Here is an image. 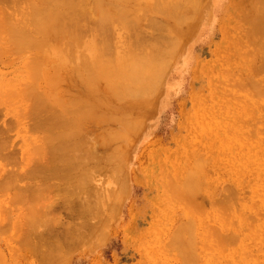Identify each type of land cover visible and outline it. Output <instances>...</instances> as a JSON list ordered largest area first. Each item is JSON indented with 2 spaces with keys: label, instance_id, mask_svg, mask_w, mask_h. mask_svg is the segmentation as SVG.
<instances>
[{
  "label": "rangeland",
  "instance_id": "obj_1",
  "mask_svg": "<svg viewBox=\"0 0 264 264\" xmlns=\"http://www.w3.org/2000/svg\"><path fill=\"white\" fill-rule=\"evenodd\" d=\"M4 1H7V3L8 1H10L11 5L13 4L12 6L15 5L13 3L14 0ZM15 1L18 4L23 0H19L21 2H17V0ZM25 1H23L24 3L22 2L23 5L21 3L22 6H25ZM31 1L33 2V0ZM92 1L93 0H85V3H88L87 6L92 5L91 8L87 7L84 1L82 2V4H78L82 9L80 12L83 15H80L81 13L78 11H76V14L79 16L78 21L82 22L83 19V22L85 20V23L88 24L85 26L90 25V27L92 28H98L100 27L98 21L100 14L98 10L96 11V13L95 10H93L95 6L93 5L94 1ZM133 1H135V3ZM137 1L138 0H127V3H130L129 5L127 3L122 4L129 6V10L134 9L135 11H137L136 13L142 12V14H146V16L142 15L144 17V19H142V16L140 15L142 19L141 20L140 18H138L139 16L137 17V14H135L136 16H134V12L130 13L129 10H127L124 22L127 18H129V20L132 17L138 18L135 20L142 22H137V28L143 27V29L141 28L142 32L145 31V34H147L148 36L147 40H149V36L153 34V31L156 27L154 25L160 23L161 21H165V18L163 14L161 15L160 13H156L154 9H152L155 5L156 0H139V3ZM10 3L9 6L11 8L8 6L6 8L7 10L0 9V13H3L2 11L6 10L4 15L6 13L7 15H10L7 11H10L11 9V13L14 9L15 12L19 9V4L13 8ZM27 3L29 4V2ZM49 3H52V1ZM257 5L258 2L256 1H250V3L247 4L246 0H202L197 15V19L199 21L197 20L196 23L192 22V24L194 23V26L191 23H187L188 25H183L182 27L178 25L174 32H171L172 35L167 32V34L169 33V36L166 34V37L168 36L167 39L164 38V35L161 36L164 30H161L162 32L158 30L159 33H157L158 31L155 30L154 33L156 34V37H160V40L162 38V43L164 39H166L164 43H166L167 40H172L171 37L173 39H176L174 41L180 40L182 43H178L179 41L177 42L179 45L176 43V45L179 46L177 50H172L170 52V49L168 48V52H170L169 55L174 56V59L172 57L170 59H173V61H170V59H168L169 72L163 80V86L161 87L160 85V88L158 87L159 89H156V92H153L154 94H152V92H150L151 95L150 93H148L150 96L146 93V96L143 95L142 98H135L131 101L127 100L125 103L119 102L118 99H115L113 93H109L110 90L112 92L111 85H113L112 83L114 82L111 77L103 80L101 79L99 83L97 82L96 86H98V90L96 91H98L97 93L99 94H96V91L95 93H93V90L97 88H94L92 92L91 90H89L87 93V91L84 90V87L86 88L87 85H85L84 83L81 85L85 86L80 85L81 81L78 77L79 70L77 69V71L75 67V69L72 68V62L70 65L66 60V65L64 64V62L63 64L61 63L62 65L60 64V61L62 59L65 60V56L67 57L69 54H71L72 50H67V54L66 49L64 50L65 52H62L60 47L61 44H59L60 42L55 38L53 33L48 35L47 38H49L50 43L44 42L47 43V46L44 44L46 47H42L43 49L37 47H29L31 50L28 49L29 51L27 50L26 52H24L23 47V50L20 48V44L16 45L15 43H17L18 41L15 42V40L12 39V33H14L13 28L15 26L11 24V21L8 23V20L15 19L13 22H16V19L20 14L19 13L17 15V13L20 12V9L16 12V16H18L17 18H14L16 17L15 12L12 13L13 19H10L9 17L5 19L6 15L2 16L3 18L0 17V19H3L0 21V24L3 25V27H0V139L1 141L3 140L2 142L4 143L3 138H11V141L5 140L6 142L4 143L6 144L8 141H10L11 147L7 146L9 145V143H7L6 146L3 144V146H5L6 148H3L4 150L2 149V152L4 153L5 150H8V153H12V155H14V157L11 155L12 158H18L13 159L15 160V162L20 161L19 163L17 162L18 167L13 161V163H15L14 167L13 165H10L11 163H6H9V161L12 162V160L10 159L11 156L9 157L10 154L6 156V159L8 157L6 161L2 160V157L4 158L5 156H2L0 154V170H2L0 171L2 173H0V264H185L184 260L190 261V259H192L193 261V263L190 261L191 264H195V262L196 264H230L227 260L221 259L222 255L218 256L220 254V249L221 253L223 255L225 254V257L229 252L226 250L228 247H222L220 242L218 243L220 247H217L218 244L216 243V232L220 231V222H218L219 219L221 217L223 219V217H225L230 212L228 208L232 207L231 205H233L234 203H228L230 206H222V208H219L220 206L218 207L219 203H217V201L220 198V200H223V195L226 193L225 188L227 186H232L240 194L245 187L247 188V186L253 184V181H256L258 175L255 174L253 170L250 173L249 170L245 172L246 167L244 168L245 170L241 167L237 168V165H243L241 163L236 164V168L234 170H231L229 165L227 167V159L225 154L227 153V150H230L229 146L231 144L228 143H231V137L223 143L220 136H211V138H208L207 136H201V131H195L199 126L198 123L192 120V118L198 115L201 103L208 108L214 107L216 100L215 91L217 88L219 89L220 86L224 84V73L232 72L235 77L233 78L237 79L239 78V76L240 78L244 77L250 71L251 67L260 66L259 62H261L262 60V55L258 51V55L255 58L254 54L251 53V48L254 47L250 40L253 38L251 36L252 33L248 32L249 29L247 25L243 23V21L246 20V16L248 14H251L256 9ZM28 6L30 7V4L22 7L23 10H25V8L27 9V11H23V13H29L28 11H30L31 15L27 13L26 14L29 15L30 18L31 16L33 17L32 19H30L29 16L24 15L23 17V14H20V17L22 19L18 18V20L21 21L19 26H26L29 24V22L31 23V26H34V24H36L37 22L36 19L38 20L39 18L36 17L33 8L29 9ZM1 7L6 6L3 3ZM88 8L90 9V11H88ZM127 8L128 7L124 9ZM91 11H93L92 15L90 13ZM149 12L151 13V15H149ZM93 13H95V15ZM1 15L2 14H0V16ZM67 15H69V13H67ZM92 16H96L97 20ZM153 17H156L157 21ZM152 19L154 20V22ZM172 19L170 20L171 23L176 26V23L178 22H176L175 19H173L174 21ZM177 20H179V18ZM131 21L129 22L131 23ZM70 22L71 21H69V23ZM83 22L80 23V27L84 26ZM139 23L141 24V27L139 26ZM148 23H150L151 25L149 26ZM14 24L18 26L17 23ZM235 24L243 27L244 29L243 32L240 31L238 34L241 39L239 41L242 51H240V54L235 53V47H232L233 43H226L224 35L225 27H230L232 30ZM111 26L112 28L114 27L112 29V32L110 31L111 34L110 32H107L108 30L106 32L112 35L111 37L110 35L108 37L110 38L111 43L114 44L113 46H115L113 47V49L116 52L114 51L113 57L110 56L112 60V67L114 69H122V65L120 68V63L122 62L118 61V59L119 57L122 58L123 55L128 56V53H126V49L128 50V52L130 48L134 50V47H138V50H140V48L143 50V48H149V45L154 44L155 42L158 43L160 41L159 40L157 42V38L155 37V34H153L152 36L155 37V42L152 41L153 38L151 37L152 39L150 40L152 41V43L149 44L148 42H146L147 40L144 41L145 38L143 40L141 39L142 37H137L139 35H144L143 33V35H141L138 32L141 31V29L137 30L136 32L139 35L133 34L135 32V29L130 30V26L128 28L124 26L123 20L116 21ZM87 28L88 27H86L85 29L87 30ZM150 28H154V30H150ZM188 28H191L192 31H187L190 30ZM89 29L90 31L93 30L91 28ZM85 32H83V35ZM130 32H132V34ZM247 32L248 34H246ZM93 33L96 34V31L90 33L88 32L86 34L89 35L91 39L97 38L100 35L96 34L98 36L94 37ZM86 34L84 36L80 34V41H78V44L75 48L73 47V50L81 52V56H78H80L79 59L82 61H86L87 57L89 56L85 53L91 52L90 48L89 51H87L88 46L86 44L93 42V40L87 37ZM130 34L133 36H130ZM104 38L106 39V37ZM139 40H142L143 43L145 42L148 46H144V44L140 41L139 43L143 44V48L140 47L141 45L138 44ZM87 41L92 42L87 43ZM48 44L52 46H48ZM97 45L99 46V44ZM243 45L247 47H244L245 52L243 51ZM165 46L166 47H162L163 50L161 49L163 52H166L168 50L167 44ZM25 47L26 46H24V48ZM52 47H56L57 49L54 48L55 50H57L56 52H58V54H61L60 58L62 59L60 60L59 58V64L57 63V58L59 57V55H52L55 52ZM70 47H72V45H70ZM89 47H92V44L89 45ZM35 48L40 50L38 51ZM52 50L54 52H52ZM247 50L251 52H247ZM118 51L121 54H117ZM74 53H76V51H74ZM116 55L117 57L119 56L118 59L116 58ZM70 56L74 57H72L71 61H74V59L77 58L76 55H73V53ZM29 57H34V62L31 59L28 60L27 58ZM255 59L257 60L255 61ZM80 60L78 61L81 62ZM93 60L101 62L99 58H93ZM54 61H56V63ZM78 61L77 65L75 64L74 66L78 67ZM149 61L151 64H154V62L156 64L158 60ZM254 61L256 63H254ZM63 65L65 67H63ZM37 66H39V71H42V73H38L35 75L34 73L38 71L32 72V69L36 70L35 68ZM58 66L61 67V70ZM67 66L68 68H66ZM57 67L60 70V72H58V75L55 72ZM71 71H75L76 74L75 72L73 73ZM43 72H46L47 75H45V73L43 74ZM28 73L34 74L36 78H32L34 79L32 80L29 79V77L28 79L30 81H26L28 80L26 78V74L28 75ZM235 75L238 77H236ZM262 77H264V74L262 75ZM75 79L79 80V82H76L78 86L80 85V89L78 90L77 88L79 87L74 88L75 85L72 86V84L76 81ZM46 82L50 83V86L52 84L51 88H49L50 86H48ZM66 82L69 83V85L66 84ZM70 82H73L71 86ZM55 83L56 86L54 85ZM30 84H33L32 87L35 84V88H38L37 90L40 89L41 92H39L42 94H44L42 91L43 87L45 88V90L49 88L48 92L49 90H51L49 92L50 95L52 96V94H55L54 96L58 97V99H55L53 96V98H49L48 101H45L44 99L42 100V102H46V106L44 107H47L49 111H47L48 109L44 110L45 108L42 106L40 108H43V110H40L39 112L38 110H36V113H39L37 117L41 116L40 119L36 116L35 118H33L31 113L32 111H30L32 109L31 107H35L34 105L36 104L35 101V104L34 102H32L34 104L33 105L30 99L37 96L31 95V98L29 97L27 93V86H29ZM229 85L230 89L234 87V83L233 85L232 83H229ZM35 88L33 87L34 90ZM69 89L73 90H71L72 95L74 93H76V96H78V94L80 96L82 95L80 97L81 101H83L84 99V101H87L86 99L87 97H89L90 100L94 102L96 101L94 100L95 96H98V98H96L99 100L101 97L105 96L104 99L106 100H104L103 98L101 99L102 102L104 100L103 103L101 102L102 106L101 104H99V100H97L98 102H96L100 107H98L97 104L94 105V103H92L95 107L97 106L96 109H94L95 107L92 104L91 105L94 108L89 106L90 103H88V106L92 109L88 108V110H85L93 111L87 112V115L88 113H90L89 116L92 115L91 113L94 114L92 116V119L90 118L89 120V118H86V112L84 111L85 113H82L84 114L83 118H86L88 120L84 121L82 118L83 121H79V119H81L79 118L81 114H79V117L77 116V118L79 119L77 120L78 123H76V126L74 123V126L78 131L77 133L79 134V142L82 143L80 145H77L79 148H77V151H80V154H85L86 150V152L89 151L87 154L91 156V161L97 160L101 155H103V159L105 161L102 160L101 157L100 159H98V161L92 162L93 165H99L100 163V165L102 164V166H100V169L97 172L95 171V174L93 173L92 175V178H94L93 183L95 184L91 185L92 180H90L89 182L91 187H93V185H95L96 187H93L92 189L88 187L90 185H87L91 192L87 190V187V189L85 188L87 192L83 193L82 190L81 192H79V188L76 187L77 190L75 191V188H73L72 190L74 192L70 196L68 192H62L60 188V190L56 192L57 194H54L53 192V194L50 193L53 196L52 200L57 204L55 206L52 204L53 201L49 198L48 200H44L47 199L44 198V201L38 199V201L34 199V194H23L22 189L26 188L25 190H27L26 192H28L29 190H31L30 188H32V186L30 185L37 183L34 185L40 186L42 185V183H44L43 185L45 186L48 182L38 180L40 178L42 179V177L40 176L41 174H38L37 177H35V179L37 178L36 180H38L39 182L36 181L34 177L32 179V176L28 175L29 172H31L36 166H38L37 163L40 161L35 158L34 155L40 152V150L43 148V137L51 136V133L49 131L39 130L40 128L38 124L44 126V122H48V120L44 121L42 120V118L44 119L45 115L48 116V114L52 115V113L54 112L53 109H51L52 105H58L57 107L59 108H57V110L61 109L60 114L62 113V109L64 110V106L67 103L66 101L70 99L68 97H70L71 94L66 97V94H69V92L71 93ZM233 90L234 93H237L235 100L238 99L239 102L235 103L239 107L235 105L233 113L226 112V115H231L230 117H232L233 119V121H227V129H232L233 136L234 133H236L237 136H248L250 140H255L257 144L260 143L263 146L264 136L262 134H264V118H261L260 115L257 117V110H250L253 111L252 115H249L247 112L248 115L246 117H248L249 119L252 117L250 119L252 120V122L250 124L251 126L246 129L248 133L244 132V130L241 129V120H236L235 115L237 116L240 111H243L241 108L244 106V104H242L241 101L244 99L243 97H245L246 94L243 93L245 91H241L240 87H237L236 89L234 87ZM29 92L31 93L32 91L30 90ZM83 92H86V94H83ZM89 92L91 95H89ZM32 93L36 94L38 92L36 91ZM62 94L65 96H63ZM110 94L114 96L115 100H113ZM75 95H73V97ZM107 98L111 101H109ZM60 99L62 100L59 101ZM32 101H34V99ZM105 101L110 102L109 104L111 107L108 106L109 104L106 105L109 110L105 105H103ZM113 101H115L116 103ZM64 102L66 103L64 104ZM112 102L115 104L113 105ZM239 103L242 105H239ZM69 106L71 107L72 105ZM71 108L69 110H71ZM99 108H101L102 110ZM104 108L107 110H105ZM50 110H52L53 112L50 113ZM43 111H45V114L43 113ZM69 114L72 115V113L70 112ZM127 115H130V118L125 117ZM261 115H264V113H261ZM64 116L65 115L63 114V116L61 117L64 118ZM66 117L70 116L68 115ZM48 118L49 117H46V119ZM122 118L126 120L134 119V124L131 127L129 126V129H123ZM214 120L218 123L221 122V126H223L225 123L223 122L224 118L222 116L220 118V121H218L216 117L214 118ZM220 125L219 127H221ZM7 127L8 130H6ZM234 128H236V130H234ZM4 131H8V136L10 137H7V134L3 133ZM258 133H261V135L259 134V136ZM199 141L202 142L199 143ZM220 141L221 143H219ZM40 144H43V146ZM251 144L255 145V142L252 141ZM38 146L39 149L41 147L40 150L38 149ZM221 147H223L224 149H221ZM9 148L12 150L15 149L13 150V152L15 151L17 156L15 155V153L9 150ZM80 149H83V151L85 149V151L83 152ZM111 152H116L118 154L117 157L115 154L113 158V153ZM119 154H121V156ZM94 157L95 159H92ZM196 159V162L201 163L200 168H195L196 166L194 162ZM119 160L121 161V163L119 162ZM4 168L6 171L4 170ZM114 168L116 169V171L117 169L121 170V173L117 171V174L114 171H110V169L113 170ZM11 170H14V172H16L14 176L12 175V178L10 176L13 173H9ZM188 170L190 171L189 176L187 175L189 173ZM21 174H23V176H21ZM184 175H186V177ZM182 176L184 178H182ZM119 178H122V180H120ZM17 180L19 181L17 182ZM166 180L171 183L166 182ZM181 180L183 182H187L188 180L190 181L187 182L189 188L184 190L187 193L182 190V185L184 184ZM50 181L47 184H49ZM54 181L58 180L54 179L52 182L55 183ZM193 181L194 184L192 183ZM58 182L57 184H59ZM261 184L263 185L264 182H259L258 186L256 187L262 186ZM16 185L19 188L18 191H20L24 196L21 195L20 192L15 193L17 191V187H15ZM170 185H173L172 189ZM44 186L41 187V190L39 192L44 191L45 187H48V185H46L45 187ZM28 187L29 190L27 189ZM173 187H175L176 190H173ZM258 189L260 190L261 188ZM12 190L16 191L12 192ZM47 190H52L50 185ZM48 191H46L45 189L44 192L50 195L49 193H47ZM181 191H183L184 193H180ZM75 192L77 193V195L73 196ZM12 193L13 195L19 194L17 196L22 199L19 200L20 203L14 201L16 200L15 197L11 199L13 197L11 196ZM35 194H38V192ZM46 194L42 192L41 196L43 195L44 197ZM188 195L190 196L188 198H185V196ZM86 197H90L89 200ZM178 198H180V200L177 201ZM69 199L73 201V206L70 204H67V207L64 206L63 204H66V202L68 203ZM81 199L82 201H84L82 202ZM49 200L52 201L50 205L57 208L55 209L53 207L54 209H52V214L51 211H47L44 209V207H47L44 202L47 201V204H49ZM63 200H66V202ZM248 200H252L250 196H248ZM85 201L86 203H84ZM256 201L259 202L260 200ZM16 202L19 204V207H16L18 206ZM15 203L16 206H13L12 204ZM43 203L45 204V206ZM29 204H31V206H29L31 209H28L27 205ZM216 204L217 207H215ZM37 205L39 207H37ZM69 205L72 208H70ZM75 207L76 209L79 207L81 213L77 212L74 216L71 217V213L69 212L73 211V213H75ZM87 207L91 209L89 210V212ZM35 208H38L40 212ZM86 208L88 213L85 212ZM83 209L85 210L84 213L87 214H84V218L78 214H83ZM215 211L216 214H218L217 219L215 217ZM238 211L242 216L239 218L240 225L239 227H237V225L235 224L234 225L236 226L235 230L238 229L237 233L241 235H250V229L256 224H259V221L261 222L264 219V208L262 207H259L258 211L253 214H249L250 212H247L248 215H244L247 214L246 211H241L240 209H238ZM48 212H50V217H55L56 220L54 218H52L54 219V221L50 220L51 218L48 217ZM222 213H225V215H223ZM233 214L236 213L233 212ZM39 215H41L42 217ZM230 215L231 214H228L226 217H230ZM85 216L88 217L85 218ZM253 216H255L256 218L253 219ZM205 217H207L208 219ZM59 219L60 221L56 223V221ZM204 220L205 222H203ZM88 221L91 225H88ZM51 224L53 226H50ZM70 224L72 227H74V231L78 233H75L76 235H79V233H85V238L81 236L75 239L74 237H76V235H72L74 238L73 243L69 244L68 246L65 242H61V249L58 248L59 251H55L57 252V254L52 252L53 256H50V252L47 253L46 250L43 252L44 248L41 245L45 242L44 238L48 239L47 234L50 235L47 230H50V232H56L55 235L54 232L51 233V235L53 234L54 236H56V234L59 233L58 235L60 236L63 233H66L63 232L62 229L65 227L67 228ZM247 225L249 226L248 229L246 228ZM184 226H188L189 232L190 230L191 232L187 233L184 236H181L179 243L181 242L182 244L178 243L176 247L174 246V249L176 248L175 251L179 250L176 253L173 249H171L173 247H170V245H172V242L175 239V234L178 228L180 230V228ZM207 226L208 230H206ZM68 229L70 230L71 228ZM261 229L264 232V227H261ZM44 230L47 232L46 234L44 233ZM232 230H234V228H232ZM70 231L73 232L72 230ZM224 232H227V229H225ZM219 234L221 233H218V235ZM63 235L65 237V234ZM248 238L250 240L247 239V242L249 241L250 243L246 242V244L250 247V252L253 255L252 258H255V255L257 258L256 260H252L258 261L259 263L263 262L264 264L263 259L261 261V257H264V247L262 248V254L260 250L261 248L259 249V243H261L259 242L260 239H252L251 237ZM61 239L58 240L61 241ZM256 240H258L259 242L258 245H256ZM167 243H170V245L168 246ZM46 247H49V245ZM178 247H181L182 250ZM251 247L254 250L251 249ZM169 248L171 249V252L173 251L172 253L170 252ZM218 248L220 249L218 250ZM223 248L224 250H222ZM183 249L184 252L186 250L190 253L184 255L183 253H181L183 252ZM45 252L48 256L45 254ZM201 254L202 256H200ZM43 255H46L47 257H44ZM183 255L184 257L187 256V259L183 258ZM194 256H196V261L193 260ZM199 258L201 261L199 260ZM248 264H252V261H250Z\"/></svg>",
  "mask_w": 264,
  "mask_h": 264
},
{
  "label": "bare ground",
  "instance_id": "obj_2",
  "mask_svg": "<svg viewBox=\"0 0 264 264\" xmlns=\"http://www.w3.org/2000/svg\"><path fill=\"white\" fill-rule=\"evenodd\" d=\"M4 0H0V3L3 5V3H4V5L6 6V7H1L0 6V9H6L8 6H9V3H10V1H8V3H7V1H4ZM19 0H17V2H18ZM22 1V0H21ZM21 1H19V2H21ZM23 1H25V0H23ZM22 1V2H23ZM52 1V3H49V2H51ZM84 1V3H85V0H33V2L31 1V0H27V1H25L26 3H25V6L26 5H29L30 4V7H29V9L30 8H33V10H34V12H35V14H36V17H39L38 18V20L36 19V24H34V26H31L30 24V22H29V24L28 25H26V26H19V24L21 23V21H19L18 20V18H21L20 17V14H23V17H24V15H27V14H29V15H31V13H30V11H28L29 13H27V12H25V14L23 13V11H27V9L25 8V10H23V8L22 7H25V6H22L23 5V3H22V5H21V3H18L19 4V6H18V8L20 9H18L17 7V9L20 11V12H18L17 13V15L19 14V17L18 16H16V12L18 11L17 9V11L15 12L14 10H13V12H15V16L16 17H14V18H17L16 20L19 22H13L15 19H13V12H11L10 13V11H12L11 9H10V11H7V12H9V14L10 15H7V13L5 14L6 15V17H5V19L7 18V17H9L10 19H13V20H8V23L11 21V24H13L15 27L13 28V32L14 33H12L13 35H12V39L13 40H15V42L16 41H18L17 43H15L16 45H19L20 44V48L22 49V47H23V49H24V52H26L28 49H30L29 47H37V48H40V49H43L42 47H44L47 43H50L49 42V38H47L48 37V35L49 34H52L53 33V35L55 36V38L60 42H57V41H55V42H57V43H59V44H61V50H62V52L66 49V54H67V50H72V53H73V55L75 56L76 55V57L77 58H75L74 59V61L72 60L71 61V59H72V57L73 56H70L71 54H69L67 57L65 56V60L64 59H62V58H60L61 57V54H58V52H56L57 50H55V49H57L56 47H52V49H54L55 50V52L52 50V52H54L52 55L54 56V55H59V57L57 58V63L59 64V58H60V60L62 61H60V64L62 63L63 64V62H64V64H65V62L67 63V61H68V63L71 65V62H72V65H73V67L72 68H76V70L78 71V74H79V78H80V81H81V83H80V85L81 84H85V85H87V89L84 87V90H86L87 91V93H88V91L89 90H91V92H92V90L94 89V88H97L98 86H96V84H97V82L99 83L100 81H101V79L103 80V79H107V78H112L113 79V85H111V89H112V92H111V90H110V92L109 93H113V95L115 96V99L117 100L118 99V101L119 102H122V103H125L127 100L129 101H131V100H133V99H135V98H142L143 97V95H145L146 93L148 94V93H150V92H152V94H154L153 92H156V89H159L160 87V85H161V87L163 86L162 84H163V80H164V78H165V76L168 74V72H169V65H168V59H170L171 57L174 59V56H171V55H169L170 54V52L173 50H177L178 49V43H182L180 40H177V41H174V40H176V39H173L172 37H171V39L172 40H167V42L166 43H164L165 41H166V39L168 38V36H169V33L171 34V32L173 31L174 32V30L178 27V25H180L181 27L183 26V25H188L187 23H191L192 24V22H195L196 23V21L198 20L197 19V15H198V9H199V7H200V5H201V1L202 0H154L155 1V5L153 6V8L152 9H154V11L156 12V13H160L161 15L163 14V16H164V18H165V21H161L160 23H158V24H155L154 26H156L155 27V30L156 31H158V30H164L163 32H162V35L161 36H163L164 35V38H166V39H164V41H163V43L161 42L162 41V38H161V40H160V37L159 38H157L156 37V34L154 33L155 32V30H154V28L153 29H151L150 28V30H154L153 31V34H155V37L157 38L156 39V41L158 42L159 40V42L158 43H156L155 42V40H154V36H149L150 38H149V40H147V38H148V36H147V34H145V31L144 32H142V29H143V27H141V22L140 21H136L135 19H138V18H140L141 19V16L143 15L142 14V12H139V13H136L137 11H135L134 9H131V10H129L130 8H129V6H126L125 4L123 5L122 3H127V0H93L92 2H93V5L95 6L94 8H93V10H95V13H96V11L98 10V12H99V14H100V19L98 18V21H99V25H100V27H98V28H95V27H93V28H95V29H93L92 27H90V25L89 26H85V25H88V24H86L85 23V20H84V22H83V19H82V22H83V27H84V29H83V27H80V23H82L81 21H78V15L76 14V11H78V12H80L82 9H81V7H79L80 5H78V4H82V2ZM87 1V0H86ZM139 1V0H138ZM137 1V2H138ZM143 1V0H142ZM250 1H256V2H258V5H257V7H256V9L251 13V14H248L247 16H246V20L245 21H243V23L245 24V25H247V27H248V29H249V33L251 32L252 33V39H250L251 40V43H252V45L254 46V47H252L251 48V51H249V50H247V52L249 51V52H251V53H253L254 54V56H255V58L257 57V55H258V51H259V53L262 55V60H261V62H259L260 63V66H258V67H251V69H250V71L244 76V77H241L240 78V76H239V78H237V79H234L235 77H234V74L232 73V72H227V73H224V84L222 85V86H220V88L218 89L217 87V89H216V93H215V98H216V100H215V105H214V107H211V108H208V107H205L202 103L200 104V111L198 112V115H196L194 118H192V120L194 121V122H196V123H198V126L199 127H197L196 128V132H200L201 131V136H207L208 138H211V136H220L221 137V140L223 141V143L224 142H226L230 137H231V143L229 142L228 144H231L229 147H230V150L228 151L227 150V153L225 154V156H226V159H227V167H228V165L230 166V169L232 170H234L235 168H236V164H243V165H237V168H245L246 167V170H245V172H247V170H249V173L250 172H252V170H253V172H255V174H257L258 175V178H259V180H258V178L256 179V181L254 182L253 181V184H251L250 186H247V188L245 187L244 188V190L239 194L238 193V191L236 190V189H234L232 186H227L226 188H225V194L223 195V200H220V199H218V201H217V203H219L218 204V207L219 208H222V206L223 207H226V206H228L229 204H233V205H231L232 207H227L228 208V210H230V212L228 213V214H231L230 215V217H223V219H222V217L221 216H219V217H221L220 219H219V221L218 222H220L219 223V225H220V231H222V232H220V231H218V232H216V235H217V240H216V243L218 244L219 242H220V244H221V246L222 247H228L226 250L229 252L227 255H226V257H225V254L223 255L222 253H221V249L220 248H218V250L220 249V254L218 255V256H221V259H225V260H227L230 264H248L250 261H252V264H263V262H261V263H259L258 261H255L257 258H256V255H255V258H252L253 257V255H252V253L250 252V247L246 244V242H247V239L248 240H250L248 237H251L252 239H260L259 240V242H261V243H259L258 242V240H256L257 241V244L256 245H258V243L260 244L259 245V249L261 250V252L263 251V242H264V232L262 231V229H261V227H264V219L260 222L259 221V224H256L255 226H253L251 229H250V235H244V234H238L237 233V231H238V229H236L235 230V225H237V227H239V218L240 217H242L241 216V214L239 213V211H238V209H240L241 211H246V213L247 212H250L249 214H253V213H255V212H257L258 211V209H259V207H262V208H264V184L262 185V186H260V187H256V186H258V183L259 182H264V145L262 146L260 143L259 144H257V142L255 141V140H250V138L248 137V136H237V134L236 133H234V136H233V134H232V129L231 128H229V129H227V121H233V119H232V117H230L229 115H226V112H231V113H233L234 112V108H235V105H236V103L237 102H239V100L238 99H236L235 100V97H236V95H237V93H234V90H233V88L235 87V89L237 88V87H240L241 88V91H245V92H243V93H245L246 94V96L245 97H243L242 99V104H244V106L241 108L243 111H240L239 112V114L236 116L235 114V117H236V120H241V125H242V128L241 129H243L244 130V132H247L246 131V129H248V127H250L251 125V122H252V120H250L248 117H246L248 114L250 115H252L253 114V111H250V110H257L258 112V115H257V117L260 115L261 116V118H264V115H261V113L263 114L264 113V99H262V98H264V77H262V75L264 74V0H246V3L247 4H249L250 3ZM3 2V3H2ZM27 2H29V4L27 3ZM30 2H32V3H30ZM90 2V1H89ZM130 2V1H129ZM134 3H135V1H133ZM7 3V4H6ZM15 5L14 6H12L11 5V3H10V5L14 8L16 5H18L17 3H16V1L14 0V2H13ZM139 3V2H138ZM50 4H52V5H50ZM87 2L85 3V5L87 6ZM119 4V5H118ZM128 5L130 4V3H127ZM78 5V6H77ZM119 7H118V6ZM32 6V7H31ZM92 6V5H91ZM91 6H87V7H89V8H91ZM128 7L127 9H124V8H126V7ZM156 6V7H155ZM10 7V6H9ZM77 7V8H76ZM114 7V8H113ZM118 7V8H117ZM156 8V10H155V8ZM11 8V7H10ZM12 8V9H13ZM54 10H53V9ZM80 8V9H79ZM88 8V11H90V9ZM96 8V9H95ZM9 9V8H8ZM28 9V10H29ZM65 9H67V10H65ZM77 9V10H76ZM117 9V10H116ZM7 10V9H6ZM6 10L5 11H2L3 13H0V14H2L0 17L1 18H3L2 16H5L4 15V13L6 12ZM52 12H51V11ZM64 10V11H63ZM114 10H116V11H114ZM127 10H129V12L131 13V12H134L133 14H134V16H136L135 14H137V17L138 18H136V17H132V18H134V19H132V18H130V20H129V18H127L126 19V21L124 22V20H125V17H126V13H127ZM113 11V12H112ZM51 12V13H50ZM64 12H65V14H64ZM92 12L93 11H91L90 13H91V15H92ZM114 12H115V14H114ZM27 13V14H26ZM67 13H69V15H67ZM81 13V12H80ZM95 13H93L94 15H95ZM141 13V14H140ZM12 14V15H11ZM75 14V15H74ZM79 14V13H78ZM84 14H85V12H84ZM129 14V13H128ZM139 14V15H138ZM29 15H27V16H29ZM80 15H83L82 13L80 14ZM141 15V16H140ZM145 16H146V14H144ZM143 15V16H144ZM149 15H151V13L149 12ZM11 16H12V18H11ZM67 16V17H66ZM128 16V15H127ZM142 16V19H144V17ZM32 17L33 16H31V18H30V16H29V18L30 19H32ZM67 19H66V18ZM70 17V18H69ZM84 17V16H83ZM82 17V18H83ZM93 18H95L96 19V16L94 17V16H92ZM152 17V16H151ZM150 17V18H151ZM81 18V17H80ZM146 18V17H145ZM147 18H149V17H147ZM154 18V17H153ZM175 19V21L176 22H178V23H176L177 25L175 26V25H173L172 23H171V19ZM179 18V20H177ZM22 19V18H21ZM20 19V20H21ZM68 21H66V20ZM141 19V20H142ZM154 19H156V17L154 18ZM172 19V20H173ZM1 20H3V19H0V21ZM97 20V19H96ZM119 20H123V23H124V26H126L127 28L130 26L131 28H130V30L131 29H135L134 31V33L133 34H137L136 32H137V30H139V29H141V31H138L139 32V34H141V35H143V36H140L139 34H137V35H139V36H137V35H135V36H137V37H142L141 39H143L144 40V38H145V40L144 41H146V42H148L149 44H151L152 43V41H154L155 43L154 44H151V45H149V48L147 47H145V48H143V44H144V46L146 45V46H148L145 42L143 43V41L142 40H139L138 41V44H140L141 46L140 47H142L143 48V50L140 48V50H138L137 48H135L134 47V50H132L131 48H130V50H129V52H128V50L126 49V53H128V56H122V58L121 57H119V59H118V57H117V55H116V58L118 59V61H120V62H122V63H120V68H121V65H122V69L120 70V69H114L113 67H112V60H111V58H110V56L111 57H113V55H114V49H113V47H115V46H113L114 44H112L111 43V40H110V38L108 37L110 34H111V32H112V29L114 28H112V24L114 23V22H116V21H119ZM131 20H133V21H131ZM150 20V19H149ZM153 20V19H152ZM69 21H71L70 23H69ZM129 21H131V23L128 22ZM136 21V22H135ZM156 21H157V19H156ZM174 21V20H173ZM199 21V20H198ZM65 22H67V23H65ZM77 22H78V24H77ZM137 22H140L138 25L141 27V28H137ZM151 22V21H150ZM153 22H154V20H153ZM14 23H17V25L18 26H16V24H14ZM85 23V24H84ZM127 25H126V24ZM132 23H134V24H132ZM156 23V22H155ZM130 24V25H129ZM149 24V26L151 25L150 23H148ZM160 24V25H159ZM194 24V23H193ZM192 24V25H193ZM30 25V26H29ZM135 25V26H134ZM153 25V24H152ZM159 25V26H158ZM3 27V25H1L0 24V27ZM111 26V27H110ZM191 26V25H190ZM194 26V25H193ZM86 27H88L87 28V30L85 29ZM117 27V26H116ZM133 27V28H132ZM134 27H136V28H134ZM89 28H91V29H93V30H91L90 31V29ZM111 28V29H110ZM146 28H148V27H146ZM160 28V29H159ZM1 29V28H0ZM110 29V30H109ZM145 29V28H144ZM188 29H190V30H187V31H189V32H191L192 31V29L191 28H188ZM108 30V31H107ZM129 30V29H128ZM243 27H241V26H238L237 24H235L234 25V28L231 30V28L230 27H225V30H224V35H225V39H226V43L227 44H229V43H233V45H232V47H235V53H238V54H240L242 51H241V46H240V37L238 36V34H239V32L241 31V32H243ZM1 31V30H0ZM86 31V32H85ZM90 33V32H93V31H96V34H100V35H103V36H100L99 35V37H97V38H90V36L89 35H87L86 33H88V32ZM110 32V34L109 33H107V32ZM166 31V32H165ZM81 32V33H80ZM83 32H85L84 33V35L86 34V36L87 37H89L91 40H93V42L92 41H89V42H92V43H89L88 41H87V43H89V44H86L87 46H88V48H87V51H89V48L91 49V52L89 53H85V54H88L89 56L87 57V59H86V61H82V60H80L79 58H80V54H81V52L79 53L77 50H73V47L75 48L76 46H77V44H78V41H80V34L82 35V36H84L83 35ZM132 32H133V30H132ZM132 32H130L131 34H132ZM167 32H169L168 34H167ZM248 32L246 33V34H248ZM106 33V34H105ZM143 33V34H142ZM157 33H159V31L157 32ZM96 34H94L93 33V36L95 37V36H98V35H96ZM130 34V36H133V35H131ZM166 34L168 35L167 37H166ZM105 35V36H104ZM158 35V34H157ZM172 35V34H171ZM190 35V34H189ZM93 36H91V37H93ZM112 35H110V37H111ZM147 36V37H146ZM160 36V35H159ZM101 37H102V39H101ZM104 37H106V39L108 40H106ZM137 37H135V38H137ZM153 38V40L151 41L150 39H152ZM183 37V36H182ZM182 37H181V39H182ZM48 39V40H47ZM53 39V38H52ZM97 39V40H96ZM101 39V40H100ZM170 39V38H169ZM184 39V38H183ZM39 40V41H38ZM50 40H51V38H50ZM54 40V39H53ZM98 41V42H97ZM110 41V42H109ZM142 42L143 44H141V43H139V42ZM149 41H151V42H149ZM179 41V42H178ZM44 42H47V43H44ZM52 42V41H51ZM97 42V43H96ZM178 42V43H177ZM57 43H56V45H57ZM94 43V44H93ZM176 43L178 44V45H176ZM225 43V44H226ZM42 44V45H41ZM45 44V45H44ZM52 44V43H51ZM92 44V47H89V45H91ZM97 44H99V46L97 45ZM167 44V49L169 48L170 49V52H168L169 51V49L166 51V52H163L162 50H163V48L162 47H166L165 45ZM70 45H72V47H70ZM85 45V46H86ZM97 45V46H96ZM163 45V46H162ZM246 45V44H245ZM245 45H243V51L245 50V48L244 47H246ZM24 46H26L25 48H24ZM40 46V47H39ZM47 46V45H46ZM45 46V47H46ZM48 46H52V45H49L48 44ZM63 47V48H62ZM129 47V46H128ZM131 47V46H130ZM27 48V49H26ZM132 48H133V46H132ZM247 48V47H246ZM22 49V50H23ZM36 49V48H35ZM40 49H36V50H40ZM129 49V48H128ZM162 49V50H161ZM31 50V49H30ZM29 51V50H28ZM60 51V50H59ZM74 51H76V53H74ZM86 51V52H87ZM163 53H162V52ZM241 51V52H240ZM65 52V51H64ZM70 52V51H69ZM116 52V51H115ZM119 52V51H118ZM117 52V54H121L120 52L118 53ZM245 52V51H244ZM246 52V53H247ZM63 54H65V53H63ZM62 54V55H63ZM56 55V56H57ZM78 55H80V56H78ZM167 55H169V56H167ZM176 55V54H175ZM71 57V58H70ZM168 57V58H167ZM34 58V57H33ZM33 58H27L28 60L29 59H31L32 61H33ZM74 58V57H73ZM89 58V59H88ZM93 58H99L100 59V61L101 62H98V61H94L93 60ZM121 59V60H120ZM173 59L171 60L170 59V61H173ZM252 59H254V58H252ZM260 59V58H259ZM36 60V59H35ZM64 60V61H63ZM67 60V61H66ZM78 60H80L81 62H79ZM148 60V61H147ZM149 60H158L157 61V63L155 64V62H154V64H151L150 63V61ZM257 59H255V61H256ZM31 61V62H32ZM70 61V62H69ZM77 61L79 62L78 63V67L79 66H81V67H76V66H74L75 64L77 65ZM253 61V60H252ZM254 61V63H256ZM34 62V61H33ZM55 63H56V61H54ZM74 62V63H73ZM76 62V63H75ZM173 63V62H172ZM57 64V65H58ZM61 64V65H62ZM80 64V65H79ZM66 65V64H65ZM59 67V66H58ZM58 67L56 68V70H55V72L57 73V75H58V72H60V70H61V67H59L60 68V70L58 69ZM63 67H65L64 65H63ZM66 68H68V66L66 67ZM74 68V69H75ZM36 70H33L32 69V72L33 71H38V72H35L34 74L36 75V74H38V73H42V71H39L40 69H39V66H37L36 68H35ZM73 69V70H74ZM29 71H31V70H29ZM71 72H75V71H71ZM31 73V72H30ZM30 73H28V75L26 74V78L28 79L29 77V79H32V78H36V76L34 75V74H30ZM45 73V75H47V73L46 72H43V74ZM30 74V75H29ZM75 74H76V72H75ZM73 75V74H72ZM236 76V75H235ZM234 77V78H233ZM236 77H238V76H236ZM72 78V77H71ZM26 80V81H30V80ZM34 79H32V80H34ZM31 80V81H32ZM76 80V81H75ZM74 81V83L73 82H70V86H71V84H72V86L73 85H75L74 86V88L75 87H79L78 85H77V81L79 82V80H77V79H75ZM68 81V80H67ZM233 81V82H232ZM76 83V84H75ZM229 83H232V85H233V83H234V87H232L231 89H230V85H229ZM46 84L48 85V86H50L49 84L50 83H47L46 82ZM45 84V85H46ZM66 84H68L69 85V83H67L66 82ZM235 84H237V85H235ZM32 85L33 84H30L29 86H27V93H28V95H29V97L31 98V95H37V96H33L34 98H31L30 99V101H31V103L32 102H34V104H35V101H36V104L34 105L33 103V105L35 106V107H31L32 109L30 110V111H32L31 113H32V116H33V118H35V116L37 117L38 115H39V113H36V110H38V112L40 111V110H43V108L41 109L40 107L42 106V107H44V106H46V102L45 101H48V99L49 98H53V96L55 95V94H52V96L50 95V91L51 90H49V92H48V89L49 88H51V86H52V84H51V86L48 88V89H46L45 90V88L43 87V86H41V87H43V89H42V91H43V93L44 94H42V93H40L41 92V90L39 89V90H37L38 88H35V84H34V88H35V90L33 89V87H32ZM46 85V86H47ZM55 86H56V83L54 84ZM54 85H53V90H54ZM85 85H81V86H85ZM45 86V87H46ZM237 86V87H236ZM32 89H31V88ZM159 87V88H158ZM40 88V87H39ZM32 91V92H38V93H30L29 91L30 90ZM78 89H80V87L79 88H77V90ZM72 89H69V91H71ZM75 90V89H74ZM96 90H98V88L97 89H94L93 91V93H95V91ZM238 90V89H237ZM40 91V92H39ZM44 91H46L48 94H49V96H48V94L46 93V92H44ZM68 91V90H67ZM68 91V92H69ZM73 91V90H72ZM72 91H71V93L69 92V94H66V97L68 96V95H72ZM98 91H96V94H99V93H97ZM237 92V91H236ZM239 92V91H238ZM67 93V92H66ZM74 93V92H73ZM86 94V92H83V94ZM92 93V94H93ZM240 93V92H239ZM242 93V92H241ZM47 94V95H46ZM64 94V93H63ZM62 94V95H63ZM76 93H74L73 95H75ZM102 94V93H101ZM100 94V95H101ZM38 95H39V97H38ZM45 95V96H44ZM70 95V97H68V98H70L68 101H66L69 105H72L71 107L66 103V102H64V104L66 103V105L64 106V110L62 109V113L65 115L64 116V118H62L61 116H63V114L61 115L60 114V110L61 109H58L57 110V108H59V107H57V106H53L52 105V107H51V109H53V111L52 110H50V113L51 112H53L52 113V115L51 114H48V116H46L45 115V118L43 119L42 118V120H48V122L47 121H43L44 122V126L43 125H39L38 124V126H39V130H46V131H49L50 133H51V136H45V137H43L44 138V146H43V144H40V145H42L43 146V148L41 149V147H40V149H39V146H38V149L40 150V152H38V153H36L34 156H35V158H37L38 160H40L38 163H40V164H38L37 163V165L38 166H36L31 172H29V176H32V179H33V177H34V179H35V177H37V175L38 174H41L40 176L42 177V179H44V180H42L41 178L40 179H38L39 181L41 180V181H50V180H54V179H56V180H58V181H54L55 183H53L52 181H50V183L49 184H47L46 183V185H48V187H45L43 184L44 183H42V185H40V186H35L34 184H37V183H34L33 185H34V187H33V185H30V186H32V188H30L31 190H29V187L27 188L29 191L28 192H26L27 190H25L24 188L22 189V193L23 194H27V193H29V195L30 194H34V199L35 200H38V199H40L41 201H44V200H48V198L50 199V200H52V198H53V196L50 194V193H56V192H58V190H60V188H61V191L63 192V191H66V193L68 192V194H70V196L72 195V193L74 192L72 189L73 188H75V191L77 190L76 189V187L77 188H79V192H81V190H82V192L84 193V192H87V190H89L90 192H91V190L88 188V187H90V188H92L93 189V187H96L95 185H93V187H91V185L92 184H95V183H93V179L94 178H92V175H93V173L95 174V171L97 172L99 169H100V166H102V164L100 165V163H99V165L97 164H94L93 165V163L92 162H95V161H98V159H100L101 157H102V160H104L103 159V155H101L97 160H93V161H91L90 160V155H88L87 153L89 152H86L85 151V149H84V151H85V154H80V151L78 152L77 151V148H78V144L80 145V144H82L81 142H79V139H78V131H77V129H76V123H78V119L79 118H81V119H79V121H87L88 119H86V118H89V120H90V118L92 119V116L94 115L93 113H91L92 115H90L89 116V114L90 113H88V115H87V112H93L92 110H90V111H86V110H88V108H91L92 107V103H94V105H96L97 104V100H99V99H97L98 98V96H95V98H94V100H96V101H92V100H90V98L89 97H87V101H81L80 100V97L82 96H80L79 94H78V96H74L73 97V95L71 96ZM88 95V94H87ZM86 95V96H87ZM89 95H91L90 94V92H89ZM111 96H112V98H113V100H115L114 99V96L112 95V94H110ZM149 95V94H148ZM150 95H151V93H150ZM149 95V96H150ZM63 96H65V95H63ZM93 96V95H92ZM103 96H104V94H103ZM111 96H109V97H111ZM146 96V95H145ZM153 96V95H152ZM47 97V98H46ZM75 97H78V98H75ZM97 97V98H96ZM105 97V96H104ZM104 97H101L100 98V96H99V98H100V100H99V104H101V102H102V98L104 99ZM107 97V96H106ZM262 97V98H261ZM36 98V99H35ZM54 98L55 99H58V97L57 96H54ZM63 98V97H62ZM65 98V97H64ZM67 98V99H68ZM73 98V99H72ZM89 98V99H88ZM93 98V97H92ZM151 98V97H150ZM155 98V97H154ZM34 99V101H32ZM45 100L44 102H42V100ZM66 99V98H65ZM76 99V100H75ZM108 99V98H107ZM62 99H60L59 101H61ZM64 100V99H63ZM72 100V101H71ZM74 100V101H73ZM104 100H106V99H104ZM104 100H103V102H104ZM109 100V99H108ZM238 100V101H237ZM65 101V100H64ZM71 101V102H70ZM76 101V102H75ZM79 101V102H78ZM92 101V102H91ZM109 101H111V100H109ZM75 102V103H74ZM102 102V103H103ZM108 101H105V103L103 104V105H107V104H109L110 102H108ZM113 102H115V101H113ZM112 102V103H113ZM236 102V103H235ZM44 103V104H43ZM88 103H90V105L89 106H91V107H89L88 106ZM111 103V104H112ZM116 103V102H115ZM115 103H113V105L115 104ZM92 104V105H91ZM99 104H97L98 105V107H100L99 106ZM242 104H240L239 103V105H242ZM38 105V106H37ZM93 105V106H94ZM117 105V104H116ZM37 106V107H36ZM101 106H102V104H101ZM108 106H110V104L108 105ZM237 106V105H236ZM56 107V108H55ZM65 107H67V108H65ZM95 107V106H94ZM94 107H92V108H94ZM97 107V106H96ZM96 107L94 108V109H96ZM107 107V106H106ZM105 107V108H106ZM111 107V106H110ZM237 107H239V106H237ZM33 108H36V109H33ZM39 108V109H38ZM45 108V107H44ZM71 108V110H69ZM91 108V109H92ZM104 108V109H105ZM46 109H48L47 107L44 109V110H46ZM55 109V110H54ZM73 109V110H72ZM86 109V110H85ZM99 109H101V108H99ZM107 109H108V107H107ZM107 109H105V110H107ZM34 110V111H33ZM68 111V112H66V111ZM102 110V109H101ZM109 110V109H108ZM239 110V109H238ZM237 110V111H238ZM47 111H49V109L47 110ZM57 111V112H56ZM73 111V112H72ZM86 112V114H85V117L86 118H83L84 117V114H82V113H85ZM45 111H43V113H44ZM66 112V113H65ZM69 112L70 113H72V115H70L69 114ZM247 112H248V114H247ZM34 114V115H33ZM40 114H41V112H40ZM45 114V113H44ZM70 116V117H66V116H68V115ZM79 114H81V115H83V116H81L80 115V117H79ZM222 114V115H221ZM59 115H61V116H59ZM233 115V114H232ZM44 116V115H43ZM42 116V117H43ZM77 116L79 117V118H77ZM130 115H127V116H125V117H129ZM221 116L224 118V121L223 122H225L224 123V125L223 126H221L220 124H221V122H216L215 120H214V118L216 117L217 118V120L218 121H220V118H221ZM263 116V117H262ZM41 117V116H40ZM40 117H37V118H39L40 119ZM46 117H49L48 119H46ZM125 117H123V118H125ZM253 117H254V115H253ZM82 118H83V120H82ZM122 118V126H123V129H129V126L131 127L133 124H134V119L132 120V119H127V120H129V121H127L126 119H123ZM130 118V117H129ZM145 118V117H144ZM41 120V121H42ZM76 121V122H75ZM133 121V122H132ZM45 123H47V124H45ZM74 123H75V126H74ZM36 124H37V122H36ZM219 125L221 126V127H219ZM74 126V127H73ZM236 126V125H235ZM1 127V126H0ZM46 127H47V129H46ZM45 128V129H44ZM5 130V129H4ZM6 130H8V127L6 128ZM234 130H236V128H234ZM253 130V129H252ZM4 134L6 133L7 135V137H10V136H8V131L6 132V131H4L3 132ZM248 133V132H247ZM263 133V132H262ZM225 134V135H224ZM261 135V133H258V135ZM257 135V136H258ZM259 135V136H260ZM263 136H264V134H262ZM5 136V137H6ZM1 138V137H0ZM4 139V143L6 142L5 140H10L11 138H9V139H5V138H3ZM81 139V138H80ZM3 141V140H2ZM1 141V139H0V154L2 155V156H5L4 158L2 157V160L4 161H6L7 159H8V157H7V159H6V156H8V154H10L9 155V157L12 155V153H8V150H5V152L3 153L2 152V149L3 148H6L5 146L7 145V143H9V145H7V146H10L11 147V145H10V141H8L6 144H4L3 142ZM35 141H40V140H35ZM85 141V140H84ZM87 141V140H86ZM255 142V145L254 144H251V142ZM79 142V143H78ZM200 142H202V141H199V143ZM86 143V142H85ZM219 143H221V141L219 142ZM3 144L5 145V146H3ZM84 144V143H83ZM226 144V143H225ZM15 145V144H14ZM227 145V144H226ZM225 145V146H226ZM3 146V147H2ZM16 146V145H15ZM14 146V147H15ZM13 147V148H14ZM227 147V146H226ZM8 148V147H7ZM79 149V148H78ZM221 149H224L223 147H221ZM228 149V148H227ZM4 150V149H3ZM9 150H11L12 152H13V150H15V149H10L9 148ZM81 150V149H80ZM219 150V149H218ZM81 151H83V149L81 150ZM83 151V152H84ZM91 152V151H90ZM121 152V151H120ZM3 153V154H2ZM6 153V154H5ZM13 153H15V151L13 152ZM111 153H113V158H114V155L116 154V157H117V153L115 152H111ZM5 154V155H4ZM0 155V156H1ZM15 155L17 156V154L15 153ZM120 156H121V154H119ZM13 157H14V155H12ZM12 156H11V160H12V162H10L9 160V163L8 162H6L7 164H10V165H13L14 166V164L18 167V165H17V162L19 163L20 161H16L15 162V160H13V159H18L17 157H15V158H12ZM116 157H115V159H116ZM106 158H108V157H106ZM109 158H110V156H109ZM92 159H95V157L94 158H92ZM108 160V159H107ZM13 161L15 162V163H13ZM105 161V160H104ZM104 161H102V162H104ZM111 161V160H110ZM116 161V160H115ZM197 161V159L195 160V168H200L201 167V163L200 162H196ZM119 162L121 163V161L119 160ZM123 164V163H122ZM194 165V164H193ZM120 166V165H119ZM15 167V166H14ZM103 168V167H102ZM101 168V169H102ZM111 168V167H110ZM4 170H5V168H4ZM164 170V169H163ZM162 170V171H163ZM243 170V171H244ZM0 171H2V170H0ZM6 171V170H5ZM16 171V170H15ZM110 171H114V172H116L117 174H118V172H120L121 173V170H119V169H117V171H116V169L114 168L113 170H111L110 169ZM189 171V170H188ZM1 173V172H0ZM9 173H13V174H11V178L15 175V173L16 172H14V170H11ZM2 174V173H1ZM187 174V173H186ZM189 174H190V171H189V173L187 174L188 176H189ZM13 175V176H12ZM122 175V174H121ZM21 176H23V174H21ZM95 176V175H94ZM185 177H186V175H184ZM19 177V176H18ZM121 177V176H120ZM1 178V177H0ZM38 178H39V176H38ZM91 178V179H90ZM182 178H184L183 176H182ZM37 179V178H36ZM35 179V180H36ZM120 180H122V178H119ZM38 180H36V181H38ZM90 180H92V182H91V185L89 184V182H90ZM96 180V179H95ZM94 180V181H95ZM184 180V179H183ZM19 180H17V182H18ZM36 181H34V182H36ZM38 181V182H39ZM182 181V180H181ZM187 181V180H186ZM189 181V180H188ZM187 181V182H188ZM16 182V183H17ZM57 182L59 183V184H57ZM96 182V181H95ZM166 182H168L167 180H166ZM183 182V181H182ZM187 182H183V184L184 185H182V190L184 191V190H186V189H188L189 187H188V184H187ZM190 182V181H189ZM168 183H171V182H168ZM167 183V184H168ZM193 184H194V181L192 182ZM192 183H189V184H192ZM49 185H50V187H51V189L52 190H47V188H49ZM87 185H90V186H88L87 187ZM42 186H44L45 187V189H46V191H48L47 193H49L50 195H48V194H46V192H44L45 191V189H44V187H43V189H44V191H42L44 194H46L44 197H43V195L41 196V194H42V192H39L40 190H41V187ZM171 186V185H170ZM173 186V185H172ZM172 186H171V189H172ZM3 187V186H2ZM15 187H17V185L15 186ZM64 187V188H63ZM88 189H87V188ZM68 188H70V189H68ZM87 190H86V189ZM170 188V187H169ZM258 188H261L260 190L258 189ZM14 189V188H13ZM65 189V190H64ZM67 189H68V191H67ZM19 190V188L17 187V191L16 190H12V192L13 191H16L15 193H19L20 191H18ZM56 190V191H55ZM83 190H86V191H83ZM173 190H176V188L175 187H173ZM51 191V192H50ZM170 191V190H169ZM183 191H181L180 193H182ZM30 192H32V193H30ZM38 192V194H35V193H37ZM184 192H186V191H184ZM183 192V193H184ZM21 192H20V194L21 195H23ZM52 193V194H53ZM59 193H60V191H59ZM82 193V194H83ZM179 193V194H180ZM187 193V192H186ZM57 194V193H56ZM17 195H19V194H16V195H13V193H12V195L11 196H13L11 199H13L14 197L16 198V200H14V201H17V202H19V200H22L20 197H18ZM36 195V196H35ZM66 195V194H65ZM64 195V196H65ZM75 195H77V193L75 192L74 193V195L73 196H75ZM17 196V197H16ZM24 196V195H23ZM49 196V197H48ZM68 196V195H67ZM78 196H80V195H78ZM86 196H88V195H86ZM190 195H188V196H185V198H188ZM248 196H250V198L252 199L251 201H249L248 200ZM220 197H222V196H220ZM44 198H47V199H44ZM80 198V197H79ZM87 198V197H86ZM90 198V197H89ZM89 198H87L88 200H89ZM18 199V200H17ZM44 199V200H43ZM71 199H72V197H71ZM71 199H69V201H68V203L66 202V200H63V201H65L66 202V204H63L64 206H66L67 207V204H70V205H72L73 206V201H71ZM85 199V198H84ZM49 200V201H50ZM55 200V199H54ZM169 200V199H168ZM178 200H180V198H178L177 199V201ZM256 200H260L259 202H257ZM11 201H13V200H11ZM30 201H32V200H30ZM39 201V200H38ZM40 201V202H41ZM53 201V200H52ZM52 201H50V203L49 204H47V201H45L44 203L46 204V206L47 207H44V209L45 210H47V211H51V214L53 213V211H52V209H54L55 208V206L57 205L54 201L52 202ZM56 201V200H55ZM81 201H82V199H81ZM84 201V200H83ZM82 201V202H83ZM16 202V203H17ZM51 202H52V204L53 205H55V206H51L50 204H51ZM64 202V203H65ZM89 202V201H88ZM230 202H232V203H230ZM16 203L15 204H12L13 206H16ZM20 203V202H19ZM43 203V204H44ZM84 203H86V201L84 202ZM229 203V204H228ZM18 204V203H17ZM33 204V203H32ZM43 204H41V205H43ZM45 204H44V206H45ZM80 204V203H79ZM69 205V206H70ZM82 205H83V203H82ZM82 205H80V206H82ZM235 205V206H234ZM28 206V209L30 208L29 206H31V204H29V205H27ZM49 206H51V207H49ZM78 206V205H77ZM76 206V207H77ZM79 206V207H80ZM230 206V205H229ZM16 207H19V204H18V206H16ZM37 207H39L38 205H37ZM54 207V208H53ZM76 207L73 209L74 211H75V213H73V211L72 212H69V213H71L70 215H71V217L72 216H74L77 212H80L81 213V210L79 209V207L77 208V209H79V210H77L76 209ZM215 207H217V204L215 205ZM70 208H72L71 206H70ZM69 208V209H70ZM88 208V207H87ZM87 208L84 210H82L83 211V214H80V213H78L79 215H81V217H83L84 218V214H86V213H84V211L85 212H87ZM31 209V208H30ZM35 209H37L38 211H39V209L38 208H35ZM55 209H57V208H55ZM89 210H91L90 208H88V212H89ZM46 211V212H47ZM40 212V211H39ZM55 212V211H54ZM87 212V213H88ZM93 212V211H92ZM228 212V211H227ZM233 212H235L236 214H233ZM49 214V216L48 217H50L51 215H50V212H48ZM217 213H219V212H217ZM39 214V213H38ZM77 214V215H78ZM90 214H92V213H90ZM223 214V213H222ZM83 215V216H82ZM87 215V214H86ZM218 214H216V211H215V217H216V219L218 218V216H217ZM223 215H225V213L223 214ZM222 215V216H223ZM244 215H248V213L247 214H244ZM243 215V216H244ZM39 216H41V215H39ZM90 216V215H89ZM42 217V216H41ZM77 217V216H76ZM88 216H85V218H87ZM51 218V217H50ZM52 218H54L55 219V217H52ZM50 219V220H53L54 221V219ZM205 218H207V217H205ZM254 218H256L255 216H253V219ZM82 219V218H81ZM208 219V218H207ZM43 220H45V219H43ZM56 220V219H55ZM77 220V219H76ZM86 220H88V219H86ZM53 221H51V222H53ZM58 221H60V219L59 220H57L56 221V223H58ZM208 221V220H207ZM200 222V221H199ZM203 222H205V220L203 221ZM263 222V223H262ZM77 223V222H76ZM75 223V224H76ZM88 223H89V221H88ZM78 224V223H77ZM76 224V225H77ZM235 224V225H234ZM47 225V224H46ZM79 225V224H78ZM88 225H91L90 223L88 224ZM45 226V225H44ZM50 226H53L52 224L50 225ZM49 227V226H48ZM202 227V226H201ZM200 227V228H201ZM68 228H71L70 230H72L73 232H71ZM232 228H234V230H232ZM246 228L248 229L249 228V226L247 225L246 226ZM65 229V230H64ZM196 229V228H195ZM194 229V230H195ZM203 229V228H202ZM218 229H219V227H218ZM225 229H227V232H224L225 231ZM63 230V232H66V233H63V234H65V237H64V235L62 234V235H58L59 233H57L56 234V236H54L55 235V233L56 232H54V235L52 234L51 235V233H53V232H50V230H47V232L48 233H50V235L49 234H47L48 235V239L46 238H44V240H45V244L43 243L41 246L44 248V250H43V252L46 250V252L47 253H49L50 254V256L52 255L53 256V254H52V252L53 253H56L57 254V252H55L56 250H58L59 251V249H61L60 248V243L61 242H65L66 243V245H68L69 246V244H72L73 243V239L75 238H79V237H84V234H80L79 233V235H76V234H78V233H76V231H74L75 229H74V227H72L71 226V224L70 225H68V227L66 228H63L62 229ZM77 230H79V229H77ZM197 230V229H196ZM206 230H208V226H207V229ZM216 230H217V228H216ZM45 231V230H44ZM201 231H203V230H201ZM46 231L44 232L45 234L47 233ZM78 232V231H77ZM80 232V231H79ZM82 232V231H81ZM190 232H191V230H190ZM189 232V227L188 226H184V227H181L180 228V230H179V228H178V230H177V232H176V236H175V239L173 240V242H172V245H170V243L168 244V246L170 245V247H173V248H171V249H173L174 250V252H178V251H175L176 250V248L174 249V246L176 247V245L179 243V240H180V238H181V236L183 235H186L187 233H190ZM252 232V233H251ZM76 233V234H75ZM83 233V232H82ZM218 233H221V234H219L220 235V237H219V235H218ZM205 234V233H204ZM203 234V235H204ZM72 235H76V237H74L73 238V236ZM42 236V235H41ZM54 236V237H53ZM61 236H62V239H63V237H64V239H63V241H62V239H61ZM78 236V237H77ZM219 237V238H218ZM61 239V241L60 240H58V239ZM85 238V237H84ZM194 238V237H193ZM82 239V238H81ZM171 239V238H170ZM48 240H51V241H48ZM65 240V241H64ZM72 240V241H71ZM77 240H79V239H77ZM76 240V241H77ZM220 240V241H219ZM58 241H59V243H58ZM81 241H84V240H81ZM256 241H254V242H256ZM75 242V241H74ZM181 243V242H180ZM179 243V244H180ZM185 243H186V241H185ZM247 243H250L249 241L247 242ZM263 243V244H262ZM62 244V243H61ZM182 244V243H181ZM261 244H262V247H261ZM49 245V247H46V246H48ZM65 245V246H66ZM251 246H252V244H251ZM217 247H220V245L218 244V246ZM59 248V249H58ZM179 248V247H178ZM230 248V249H229ZM255 248H257V247H255ZM263 248V249H262ZM171 249L169 248V250H170V252H171ZM179 249H181V247L179 248ZM251 249H253L252 247H251ZM258 249V250H259ZM49 250V251H48ZM182 250V249H181ZM222 250H224V248L222 249ZM254 250V249H253ZM253 250H252V252H253ZM46 252H45V254H46ZM173 252V251H172ZM171 252V253H172ZM264 252V251H263ZM263 252H262V254H263ZM181 253H183L184 255H186L187 253H190L189 251L187 252L186 250H185V252H184V249H183V252H181ZM44 254V253H43ZM64 254V253H63ZM218 254V253H217ZM254 254V253H253ZM47 255V254H46ZM46 255H43L44 257H47ZM55 255V254H54ZM172 255V254H171ZM184 255L182 256L183 258H185V259H187L186 257L187 256H185L184 257ZM194 255V254H193ZM250 255H252V256H250ZM200 256H202V254L200 255ZM217 256V257H218ZM251 257V258H250ZM196 259V256H194V261H196L195 260ZM220 259V258H219ZM252 259H255V260H252ZM262 259H263V261H264V257H261V261H262ZM183 260V259H182ZM199 260H200V258H199ZM259 260H260V257H259ZM185 261V262H184ZM184 261H182V262H184L185 264H188V263H190L191 264V262L193 263V261H192V259H190V261L189 260H184ZM201 261V260H200ZM222 261V260H221ZM220 262V261H219ZM226 263V262H225ZM195 264H196V262H195ZM228 264V263H227Z\"/></svg>",
  "mask_w": 264,
  "mask_h": 264
}]
</instances>
